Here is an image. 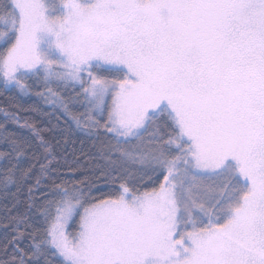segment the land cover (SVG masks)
<instances>
[{"label":"snow or ice","instance_id":"6c2138e0","mask_svg":"<svg viewBox=\"0 0 264 264\" xmlns=\"http://www.w3.org/2000/svg\"><path fill=\"white\" fill-rule=\"evenodd\" d=\"M34 86L51 111L0 109V264H264V0H0V88Z\"/></svg>","mask_w":264,"mask_h":264},{"label":"trees","instance_id":"16d2710c","mask_svg":"<svg viewBox=\"0 0 264 264\" xmlns=\"http://www.w3.org/2000/svg\"><path fill=\"white\" fill-rule=\"evenodd\" d=\"M28 83L31 85L32 81H28ZM37 90V87L34 86L31 89V95L20 96L17 90L6 92L3 88H0V109L8 108V110H11L9 104L12 102V99L15 98V102L22 104L24 108L38 105L51 111L48 106L44 105L43 102L37 98L35 95ZM21 115L28 116L37 123L45 119L43 116L38 117L35 113L31 112H21ZM2 121L3 116L0 115V122ZM9 129L15 130V125L10 124ZM57 139L61 142L55 148L56 159L53 161V167L59 169L66 177H72V173L68 170L69 167L79 170L76 174L77 176L93 168L95 161L91 152V141H84L82 143L81 141L84 140V137L80 134L69 138L67 143H65V137L58 136Z\"/></svg>","mask_w":264,"mask_h":264}]
</instances>
